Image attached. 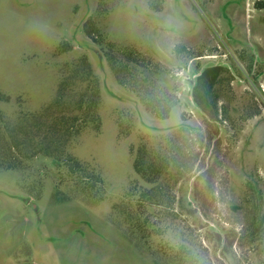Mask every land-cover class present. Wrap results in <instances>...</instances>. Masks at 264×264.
I'll list each match as a JSON object with an SVG mask.
<instances>
[{
  "label": "rangeland",
  "instance_id": "obj_1",
  "mask_svg": "<svg viewBox=\"0 0 264 264\" xmlns=\"http://www.w3.org/2000/svg\"><path fill=\"white\" fill-rule=\"evenodd\" d=\"M66 79L85 124L53 157L3 159L0 264H264V0H0L18 156Z\"/></svg>",
  "mask_w": 264,
  "mask_h": 264
},
{
  "label": "trees",
  "instance_id": "obj_2",
  "mask_svg": "<svg viewBox=\"0 0 264 264\" xmlns=\"http://www.w3.org/2000/svg\"><path fill=\"white\" fill-rule=\"evenodd\" d=\"M78 68L80 71L83 72L84 76L86 75V78H91V67L88 63L86 58H83L81 60V63L78 64ZM78 73V72H77ZM201 75V77L205 76ZM86 78H83V80H86ZM204 78V77H203ZM202 79V78H200ZM68 81L64 80L59 88V92L55 100L43 110L42 113L34 115V116H23L20 121H24L29 126L30 122L33 121V123L36 122V124L39 126L45 125L47 126L48 130H50L47 137L44 139V141H41L36 146H32L31 148L25 152V156H18L21 148L25 146V144L20 141L18 136L9 137L11 139V142L6 144V137L4 138L2 135L4 133H7V135L10 136L12 134V130L14 128H17L14 126L15 123H8L6 128H2L1 124L3 123V120L0 119V166L1 168H5L6 170H15L20 168L19 162L15 158H9L7 164L2 163L3 159L6 157H10V155L16 157V158H23L25 160H31L33 158H36L37 156L43 155L45 157H53L56 155V151L58 150V145H63L64 138L67 136H71L73 130H75L77 125L79 126L81 124H85V121H80L78 117H75L74 119L71 118L67 119L66 114H69L71 109H69L70 104L66 100V93L68 91ZM100 100V94H99V85L96 83V81H93V87H92V93L89 97L88 101H85L82 103L81 107L86 105H91L89 108L95 110L98 106ZM88 108V110H89ZM83 122V123H82ZM71 123V124H70ZM30 127V126H29ZM24 128V127H19ZM40 132V131H39ZM55 148V149H54ZM154 158V157H153ZM135 170L137 171V174L141 176L142 178L146 179L148 182H154L157 180V177L163 172L164 169H159L162 167V163L158 161V159H149V158H143V156H139L137 161L135 162ZM166 171V170H165ZM160 173V174H159ZM153 177L155 179H153ZM155 188L146 189L144 191V194H151L155 190Z\"/></svg>",
  "mask_w": 264,
  "mask_h": 264
}]
</instances>
